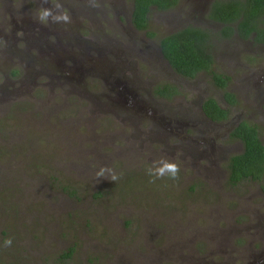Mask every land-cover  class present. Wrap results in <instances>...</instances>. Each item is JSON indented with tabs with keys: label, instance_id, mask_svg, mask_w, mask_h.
Returning a JSON list of instances; mask_svg holds the SVG:
<instances>
[{
	"label": "rangeland",
	"instance_id": "obj_1",
	"mask_svg": "<svg viewBox=\"0 0 264 264\" xmlns=\"http://www.w3.org/2000/svg\"><path fill=\"white\" fill-rule=\"evenodd\" d=\"M95 2L0 0L2 264H244L261 252L264 264V178L229 187L215 169L204 178L202 169L180 168L176 180L147 172L155 161L177 162L176 137L161 124L176 121V102L197 97L195 82L160 56L159 40L202 28L204 0L151 9L153 36L132 26V0ZM55 3L70 23L36 19ZM210 32L215 69L231 60L228 76L239 85L231 43ZM197 80L210 83L205 74ZM161 84L178 85L179 98L155 97ZM248 109L239 100L235 115L248 118ZM251 119L264 145V122ZM105 166L119 180L98 178Z\"/></svg>",
	"mask_w": 264,
	"mask_h": 264
},
{
	"label": "flooded vegetation",
	"instance_id": "obj_2",
	"mask_svg": "<svg viewBox=\"0 0 264 264\" xmlns=\"http://www.w3.org/2000/svg\"><path fill=\"white\" fill-rule=\"evenodd\" d=\"M228 1H236L240 3L244 2V0H204L205 6L202 8V12L205 11L206 15L205 18L198 19V23L202 28H188L198 29L205 32L208 36V48L206 49V53H208L211 57L212 55L216 57L215 54H210L209 52V42L212 39V34L210 32L211 29L217 33L218 38L223 43H228L227 45H230L231 43V46L228 47L229 54L227 55L233 58L234 66L241 68L244 73L243 77L236 82V84L239 85L232 84L231 79L228 76V68L231 67V60H226L227 65H225V70L217 71L215 69L213 59L211 67L212 72L220 75L225 80L222 88L218 86L210 74L204 71L197 73L194 78H185L174 72L184 80L195 82V86L192 91L196 92L197 97L195 101L192 102H176V121L174 119H169L167 121H163L161 126L166 132V137H176V145L172 146V156L176 152V163L179 164L180 168H186V170H196V168L202 169L205 173L202 174L204 175V178H206L208 174L212 175L215 169L216 177L218 179L225 178L227 185L232 187L228 183L229 159L232 156L241 154L244 150L243 143L240 140L231 137L232 131L241 123H245L254 128L259 141L262 143L258 127L251 118H257L255 121L260 123L264 122V18L257 21L256 29L260 30V34L251 31L247 38H242L237 30V21L227 24V26L231 29L230 35H227L228 31L223 32L226 25L214 20L210 16L214 5L219 7V5ZM158 51L160 56L164 59L160 47H158ZM242 54L251 55L252 58L243 62L241 60ZM166 63L169 66L167 61ZM200 74H205V76H207L210 82L209 85L205 81L202 82L197 80V77ZM163 85L164 84L157 86ZM169 85L173 86L176 92L170 97H163L156 94L154 90L157 86H155L152 90L153 95L161 100H172L175 97L177 100L179 98L178 94L181 88L178 85ZM243 85L247 88V91H242L243 88L240 87H243ZM160 90L163 91V88ZM210 90L214 93V95L209 96ZM218 91L220 94H218ZM226 93L232 96V101L225 98ZM249 97H252V102H248ZM208 100H212L215 103V105L221 110L220 113H215L211 109L205 107V103ZM239 100H243L244 106L248 107V110L252 111L251 116L248 118H238L244 115L243 112L239 116L235 115L236 105ZM196 104L197 109L194 110V107L191 106H196ZM138 110H140V107ZM194 112L198 115L196 118L192 116V113ZM231 153L233 154L231 155ZM224 162L225 168L220 169V163ZM194 174L199 175L196 174V172H194ZM263 178L264 176H262L260 180ZM242 182H239L238 184ZM246 182L258 181L249 180ZM237 185L234 187H237ZM261 253L250 254L247 257V262L244 264H257Z\"/></svg>",
	"mask_w": 264,
	"mask_h": 264
},
{
	"label": "trees",
	"instance_id": "obj_3",
	"mask_svg": "<svg viewBox=\"0 0 264 264\" xmlns=\"http://www.w3.org/2000/svg\"><path fill=\"white\" fill-rule=\"evenodd\" d=\"M179 0H132L133 9L131 23L140 32H148V13L151 9L158 11H168L178 4ZM211 18L226 25L223 32L230 35L231 29L227 24L238 21L237 30L242 38H247L251 31L260 34L256 29L257 21L264 18V0H244L243 3L228 1L213 6ZM159 47L164 59L168 62L172 70L185 78H194L197 73L204 71L212 76V79L223 87L225 80L220 75L212 72V57L206 53L208 48V36L205 32L185 28L173 34L167 35L159 40ZM163 88V91L160 89ZM154 92L163 97H170L175 92V88L169 84L157 86ZM225 98L232 101L230 94H225ZM205 107L215 113H220V109L212 100L205 103ZM232 138H236L243 143L244 150L241 154L232 156L229 159V185L236 186L242 181H259L264 176V148L259 141L253 127L245 123L238 125L231 133ZM73 250L69 248L63 253L62 259H69ZM0 264L2 261L0 260ZM9 264V263H6Z\"/></svg>",
	"mask_w": 264,
	"mask_h": 264
},
{
	"label": "clouds",
	"instance_id": "obj_4",
	"mask_svg": "<svg viewBox=\"0 0 264 264\" xmlns=\"http://www.w3.org/2000/svg\"><path fill=\"white\" fill-rule=\"evenodd\" d=\"M43 2L46 4L48 3V0H43ZM92 6H98L95 2V0H92ZM55 9V10H54ZM53 8H40L36 19L44 24H47L49 20L53 23H70L71 17L68 14L67 10L63 8V5L60 3H55ZM154 167H151L147 170L148 175L154 177L155 179H162L164 177H168L169 179L176 180L179 178V172H180V166L178 163L167 160V159H161L160 161H155ZM107 174V175H106ZM98 178H106L112 181L119 180V176L115 174L114 170L112 168L108 167H102L97 173ZM155 179H153L151 182L155 183ZM12 245V240L6 239L4 241L5 247H10Z\"/></svg>",
	"mask_w": 264,
	"mask_h": 264
}]
</instances>
